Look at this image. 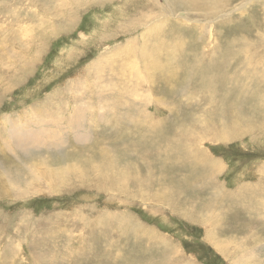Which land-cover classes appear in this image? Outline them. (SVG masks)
I'll use <instances>...</instances> for the list:
<instances>
[{
	"label": "rangeland",
	"instance_id": "obj_1",
	"mask_svg": "<svg viewBox=\"0 0 264 264\" xmlns=\"http://www.w3.org/2000/svg\"><path fill=\"white\" fill-rule=\"evenodd\" d=\"M0 264H264V0H0Z\"/></svg>",
	"mask_w": 264,
	"mask_h": 264
},
{
	"label": "bare ground",
	"instance_id": "obj_2",
	"mask_svg": "<svg viewBox=\"0 0 264 264\" xmlns=\"http://www.w3.org/2000/svg\"><path fill=\"white\" fill-rule=\"evenodd\" d=\"M12 134H13V133H12ZM24 135H25V134L21 135V136H20V139H24V137H25ZM15 138H16V141H17L18 143H20V140H19L16 136H15Z\"/></svg>",
	"mask_w": 264,
	"mask_h": 264
}]
</instances>
